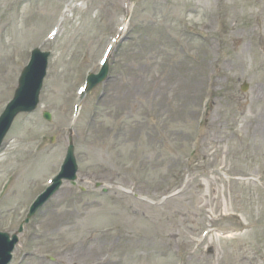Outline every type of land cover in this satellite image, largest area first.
<instances>
[{"label":"rangeland","instance_id":"1","mask_svg":"<svg viewBox=\"0 0 264 264\" xmlns=\"http://www.w3.org/2000/svg\"><path fill=\"white\" fill-rule=\"evenodd\" d=\"M34 48L48 73L0 148V231L71 131L80 170L10 264H264V0H0V114Z\"/></svg>","mask_w":264,"mask_h":264},{"label":"water","instance_id":"2","mask_svg":"<svg viewBox=\"0 0 264 264\" xmlns=\"http://www.w3.org/2000/svg\"><path fill=\"white\" fill-rule=\"evenodd\" d=\"M49 56V52H42L39 48L35 49L29 65L22 71L15 97L10 101L0 116V146L2 145L17 114L24 111L30 112L37 108V105L40 102L43 81L47 74ZM107 75L108 66H106L99 74L91 75L88 91L90 92L97 84L105 80ZM45 116L48 119H51L50 113L46 112ZM77 171L78 164L74 154V144L70 137V146L61 173L56 177L54 183L35 201L26 220L21 224L19 232L22 231L24 223L29 222L30 218L37 212V210L59 190L63 183V179H68L75 184ZM17 242V234H15L11 240L8 233L0 232V264H6V262L11 259V252Z\"/></svg>","mask_w":264,"mask_h":264}]
</instances>
